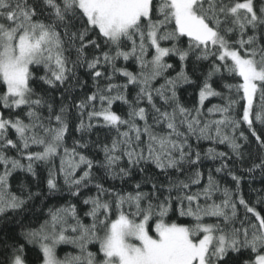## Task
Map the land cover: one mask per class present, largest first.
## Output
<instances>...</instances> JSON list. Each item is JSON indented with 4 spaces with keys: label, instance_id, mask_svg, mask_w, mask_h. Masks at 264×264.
Returning <instances> with one entry per match:
<instances>
[{
    "label": "snow or ice",
    "instance_id": "obj_1",
    "mask_svg": "<svg viewBox=\"0 0 264 264\" xmlns=\"http://www.w3.org/2000/svg\"><path fill=\"white\" fill-rule=\"evenodd\" d=\"M172 57L180 70L169 76ZM121 58L134 60L138 71L117 67ZM210 59L203 79H193ZM80 71L91 79L92 90L77 98V89L88 84ZM224 71L242 78L224 85L229 93L235 89L238 100L211 83ZM118 73L124 83L112 82ZM158 79L163 83L155 86ZM129 86L136 89L132 100ZM185 87L198 89L197 106L181 103ZM0 88V264H27V245L39 249L40 264H264V216L240 192L243 175L224 162L229 153L215 147L227 144L233 165L247 156L245 171L264 174V139L253 126L264 125V2L257 7L256 0H0ZM209 97L223 103L208 108L205 117ZM116 101L128 106L127 118L112 110ZM144 102L147 107L140 106ZM241 102L242 115L235 107ZM74 121L80 138L69 147ZM241 124L256 139L255 155L238 142L248 143L244 132L236 135ZM97 128L107 130L106 142L99 134L85 139ZM201 141L212 146L201 150ZM89 149L103 159L86 155ZM205 160H220L215 173L226 172L235 189L221 186L211 168L199 187ZM95 167L102 176L94 174ZM17 172L33 184L21 181L14 191ZM105 178L119 179L120 187H105ZM90 187L95 192L82 200L83 217L72 199L59 203L65 194L80 199ZM256 191V203L264 204V189ZM170 212L193 223H169ZM62 244L76 252L58 256Z\"/></svg>",
    "mask_w": 264,
    "mask_h": 264
},
{
    "label": "trees",
    "instance_id": "obj_2",
    "mask_svg": "<svg viewBox=\"0 0 264 264\" xmlns=\"http://www.w3.org/2000/svg\"><path fill=\"white\" fill-rule=\"evenodd\" d=\"M240 2H242V0H240ZM257 2V7H259V3L260 2H264V0H256ZM251 34V33H249ZM183 47H187V38H183V43H182ZM73 58H75V54H73ZM167 62L172 63L174 65V69H170L167 73V75L169 76H174L176 74V72H178L180 70L179 67V61L177 57H172L171 59H169ZM218 62V61H217ZM213 63V59H210L208 61H204L201 62L200 66H199V70L197 72V75L193 77V79H203V76L200 75L201 72L203 73H207L210 65ZM230 63V61H229ZM117 67H126L129 71L132 72H136L138 71L137 69V65L135 63L134 60H129V61H124L122 58L120 60L117 61L116 64ZM192 69H193V64L191 62V60H189L187 62V71L189 72V74L192 73ZM101 71H104L107 73V71H109V69L106 68H102ZM41 72L36 73V75H41ZM79 75L86 79L88 81L87 87H85L82 91L77 89L76 92V97L80 98L81 96H83L86 93H89L92 90V81L91 79L86 75V73L84 71H80ZM223 76V79H220L219 77ZM113 83H124L125 82V78H123L122 76H120V74L118 73L116 75V77L114 78V80L112 81ZM106 81H104L103 79L101 80V84H105ZM160 83H163V79H158L157 81L154 82L155 86H158ZM211 83L213 84V87L217 90V91H221L224 92L225 95H231L233 99H239V97L237 96L235 89L232 90L231 93L228 92V90L226 88H224L225 84H238V83H242V78L238 77L235 74H230L226 71L218 73L216 75V77L213 78V81H211ZM3 89L0 88V91H2ZM37 90H39V88H37ZM135 92L136 89L133 88L132 86H129L128 90H127V95H128V99L132 100L135 96ZM198 89H193L191 87H185L183 89L180 90L179 95H180V100L181 103L188 108H192L194 106H197L198 103V96L197 93ZM243 93L241 91L240 96H242ZM157 103L159 104V101H157ZM223 100H221L219 97H209L206 101L205 104L203 106V112L205 114V117H207V110L208 108H210L212 105L214 104H222ZM242 105L243 102L238 103L235 107L236 110L239 112L240 115H242ZM260 105V98L259 96H254V108H253V119H254V113L255 111L258 110ZM97 106L98 103H97ZM140 106L143 107H147V103L144 102L142 103ZM0 110H2V106H0ZM26 111V109H24ZM113 111H115L117 114L123 116L124 118H127V113H128V106L120 101H116L113 104ZM46 114V112H45ZM4 115L7 116L8 113L7 111L4 112ZM213 119L218 118V117H211ZM85 119H87V113H85ZM78 121H74V123L72 124V128L71 131L67 134V140H66V144L67 146L71 147L72 146V142L73 139H79L80 135L79 133H77L75 131V123ZM149 122L151 123V118H149ZM142 124V122H140ZM254 129L257 132V135L261 136L262 139H264V125H261L258 122H254ZM158 131L160 129H157ZM244 132V134L248 137V143L246 144L244 141H238L239 143L245 144L244 147V152L247 154L249 151H251L253 153V155L256 154L257 152V142L255 137H253L251 135V132L248 130V127L246 124H241L240 129L236 132V135L239 136L240 132ZM107 132V130H101L99 128L95 129L90 136H85V139H91V140H95L97 137V134H99L100 138H101V143L106 142L105 141V133ZM115 132H111L108 134V139L110 140L111 136H114ZM195 143V142H194ZM250 144V147L248 146ZM200 149H206L210 146H212L210 141H201L200 142ZM215 147L217 148L218 151L221 152H226L229 153V157L224 161L226 163H228L230 166H234V168L237 171V175H243V180L241 182L240 185V192L243 194L245 200L249 203V205H255L256 206V211L260 212V214L262 216H264V204H257V197H258V191L256 190H260V189H264V174H262L259 170H257L255 173L253 174H248L245 169H247L250 166V162L247 160V156L245 158V162L244 163H236L235 165H233V161L236 159L234 156L231 155L230 153V149L228 148L227 144H217L215 145ZM33 151L37 150L36 148L32 149ZM14 154V153H12ZM86 155H90V156H94L95 159L97 160H102L103 159V154L101 152H96L93 149H89L86 153ZM24 163H26V161H22ZM56 165H59V159L57 158L55 160ZM221 164L220 160H216L215 162L211 161V160H205L203 162L201 171L204 174V178L202 183L199 185V187H203L204 183L207 182V173L208 170L211 168L213 170V175L216 177V179L218 181H220L221 186H227L231 189H235V183L231 180V178L227 175L226 172H222V173H215V168L219 167ZM122 167H126L127 166V161L126 159L123 161V163L121 164ZM41 172V178L43 179L46 176V171L43 169V167H41L40 169ZM149 170L153 173H157L158 170H156L153 166L149 165ZM82 171V170H81ZM93 172L95 175L97 176H102L103 173L102 171L98 168L95 167L93 169ZM183 177H181L182 179ZM136 179H139V176L136 177ZM21 181H26L29 184H33L32 179L30 176H27L26 174L22 173V172H17L11 180V183L13 185V190H17V186L19 185V183ZM101 183L104 184L105 187H112L115 186L117 188L120 187V180L117 179L115 181H112L110 179H102L100 181ZM62 183V181H61ZM41 187H44L43 184H41ZM126 190L131 191L132 189L130 187H128L127 185H125ZM36 188L33 185V191H35ZM196 187L194 186L192 188V191H195ZM95 192V188L90 187L87 191H84L80 197V199H75V198H71L69 197L67 194L63 195L62 198H59V203H64V201L72 199V202L78 205L79 211H80V215L83 217V213L87 210V208L83 205L82 200L84 198V196L90 195V194H94ZM259 196L264 197V192H259ZM215 199L220 200L222 199V196H220L219 194L216 195ZM203 202V201H201ZM49 204L54 203V201H49ZM36 204H39V201H36ZM244 213L245 210L240 207L238 205V217L239 219H244ZM114 218V217H113ZM167 222L171 223V222H177V223H181V224H186V225H190L193 223L192 218L190 217H180L178 212H170L169 215L165 218ZM249 219L252 221H255V218L249 214ZM90 221L88 219H85V223H89ZM205 222H214L212 220H206ZM152 224L155 223V221L153 220L151 222ZM237 224H239V220L237 221ZM10 233H16L19 231V229H10L9 230ZM20 243H25L23 241L22 238L19 239ZM97 247H91L90 246V250L92 251H96ZM75 253L76 249L70 245V244H62L58 246V256L63 257L65 253ZM40 255L39 253V249L36 247H33L32 245H27L26 247V257H27V264H40V260L37 258ZM240 259H247V256L245 255H241Z\"/></svg>",
    "mask_w": 264,
    "mask_h": 264
}]
</instances>
